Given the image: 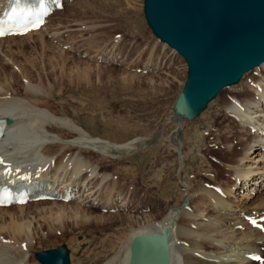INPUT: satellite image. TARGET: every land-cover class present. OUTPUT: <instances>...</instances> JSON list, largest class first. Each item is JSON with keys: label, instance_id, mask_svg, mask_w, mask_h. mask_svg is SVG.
Masks as SVG:
<instances>
[{"label": "rangeland", "instance_id": "1", "mask_svg": "<svg viewBox=\"0 0 264 264\" xmlns=\"http://www.w3.org/2000/svg\"><path fill=\"white\" fill-rule=\"evenodd\" d=\"M50 30L57 32V37L51 39L47 34ZM43 32L40 36L34 35L23 40L4 41L2 50L17 65L28 69L33 82L41 79L43 83L52 82V86L55 80L64 78L60 84L61 100L49 99L51 110L64 117L63 121L73 118L91 137L113 143L138 139L139 148L129 154L113 152L111 157L75 150H70L65 155V161L73 155H80L89 167L94 168L95 174L92 177L89 170L81 177L88 181V191L85 193H95L98 190L97 195L104 201L107 192L112 191L113 198L114 195H119L125 202L121 206L125 207L126 204L127 207L119 209L115 214L102 212L101 205H81L82 209L89 211L84 212L89 213V222H81L77 217L74 220L65 219L57 226L51 224L55 230L52 229L49 236L45 235L47 228L43 226V230H39L34 236L30 248L25 247L27 250L24 253L29 264H40L35 257L37 253L58 248L66 251L69 264H102L121 247L124 236L130 230L148 227L165 216L171 206L181 205L186 186L191 194L199 186H229L234 183L235 178L231 177L234 172L230 167L241 165L245 161L248 164L255 157L249 152L248 160L238 164V160L244 156L246 145L260 139L255 132H249L247 127L241 128L234 118L223 111L224 105L234 97L239 101L251 98L248 86L253 87V82L248 81L249 84L245 82L242 86L235 85L232 86L234 88L222 91L196 119L182 121L178 130V125L173 120L175 116L172 105L182 89L186 66L181 57L151 34L143 15V0H73L62 11L50 17ZM112 47L117 48L115 53H119L118 56L124 55L126 62L116 65L92 61L93 54L100 49L109 50ZM85 53L88 55L85 56ZM113 53L110 55L114 56ZM5 54L0 55V64H4L3 69L9 73L15 69H12L6 59L4 61ZM148 60L158 71L146 75L133 71L132 67L144 65ZM75 73L77 78L74 77ZM14 75L15 79L11 82L20 91L21 86H25L27 82L20 78V74L14 72ZM262 76L264 77V72ZM85 78H89L88 81L92 84L87 83ZM247 79L259 80L252 75ZM60 102L64 104L61 105ZM23 129L30 128L26 126ZM176 139L183 144L181 150L177 149ZM33 142L34 140L28 143L20 141V144L31 145ZM54 149L52 150L57 151V148ZM60 151L58 155L63 153ZM28 153H32V148L25 149L20 154L22 156H18L19 161L23 162ZM1 154L5 153L0 151L2 161L5 159L3 162L10 160H6L8 157L2 158ZM180 156L182 160L179 159ZM31 158L30 156L29 159ZM49 158L52 159L47 158L46 166L52 161ZM234 190V194L242 191L237 184ZM260 190L247 205L264 197V189ZM196 202V198L189 202L188 208H192ZM49 204L30 207L27 204V208L23 206L22 214L32 216L36 208L55 211L56 207ZM64 204L69 206L65 208L68 213L73 209L70 207L76 206L77 202L72 200ZM15 207L0 212V226L8 225L10 216L17 217L21 214ZM183 224L195 229L194 225L188 226L186 221ZM4 237L3 243L12 245L10 236ZM20 241L23 240L19 239L18 242ZM183 245L186 246L187 242ZM15 247L20 248L17 244ZM202 248L206 252L210 251L207 246ZM227 261V264H232V261Z\"/></svg>", "mask_w": 264, "mask_h": 264}, {"label": "bare ground", "instance_id": "2", "mask_svg": "<svg viewBox=\"0 0 264 264\" xmlns=\"http://www.w3.org/2000/svg\"><path fill=\"white\" fill-rule=\"evenodd\" d=\"M3 5L4 3L2 6ZM2 12L3 11L1 10L0 6V14H2ZM45 28H41L37 32H32L22 37L17 36L0 39V55L2 53L5 54V52L2 50V42L23 40L34 35L40 36L41 33H44L43 30ZM50 31L47 34L52 37L51 39L55 38L57 32L54 33V30L51 32ZM3 56L4 61L6 59V61L11 65L12 69L15 70H11V72L6 73L5 69H3L4 64H0V115H3V118L11 119L12 124L9 125V128L14 129L17 132H20L22 128L26 126L29 127L30 129L23 130L33 131L34 135L32 137H28L27 141L31 142L34 140V142L31 145H22L20 144V141L26 143L25 138L16 140L15 144H10L9 146H6V148L4 147L5 149L2 151L5 154H1L2 158L3 156L8 157L6 160H10L5 162L12 163L10 166L11 169L17 170L20 175H27L29 173L28 177L30 180H32L37 176H34V173H36L34 168H36V166L39 169L42 166L44 167L47 158L52 157V159L49 158L52 161L49 162L48 167L54 168L53 175L48 177L47 174H44L39 170L36 174H43L40 176L41 178H48L50 188L55 187L58 193L63 194L64 192L69 191L76 193L77 189L79 192V196H77V205L70 207L73 209H70V212H68L70 215H68L67 210L65 211V208H68L69 206L65 205L63 202H33L26 205L30 207L31 205H50L49 203H51L56 207V210L52 211V209H47L43 211L36 208V210L33 212V215L34 213L35 215L33 216L31 214L32 216L29 215V217L28 213L22 214L24 211L23 206H16L17 208H15L19 209L21 214L17 217H14L13 215L10 216L9 224L5 225L4 227L0 226V264H29L27 255L24 253V251L27 250V247L30 248V244H32L34 241V236L39 230H43V226L47 228L45 235L49 236L50 233H52V229L55 230L51 224H56L57 226V224H61V222H63L65 219L74 220L76 217L81 222L87 223L91 218L89 213H84L89 211L87 209H82L80 206L86 203L92 205V202L96 200L92 191L85 193L88 191L86 189L88 181H86L85 178V180L82 179L81 177L87 173V170H89V175L92 177L95 174L94 168L92 166L89 167L87 161L84 160L80 155H73L69 159H66V161L65 155L70 150H75L77 152L91 151L101 157L110 156L113 152L129 154L130 152H135L138 150L139 141L137 142V139L124 143H113L101 138L91 137L84 127L73 118L63 121L64 119L62 120V118L64 117L58 116L54 111L51 110L49 99L57 98L58 100H61L62 93L60 84H62L64 78L62 79L60 77L58 81L55 80L52 86V82H49V80H47L49 83H43L41 79H39L38 82H33L31 81L32 79H30L28 69L17 65L13 59H10L9 56L7 57V54ZM113 58L114 56L111 54L105 58V60L108 61L112 60ZM262 70L264 72V64L260 65L252 72L244 75L239 84H237L242 86L245 82H253V87L248 86L249 91L252 93L251 98H246L239 101L234 97L223 107V111L234 118L241 128L249 127L250 129H254L256 136L260 139L257 141L254 140L252 144L246 145L243 158L238 160V164L239 162H243L245 159L248 160V153L251 152V154L255 155L252 160L250 158L251 162L248 161L249 163L246 164L245 161V163H241V165L239 164L238 166L230 167V170L234 172V175L231 176L235 177L234 183L229 186L225 185V187H222L219 184L216 185L217 188L221 189V193L218 194L214 191L213 187L208 186L206 188L204 186H199L195 193L191 194L188 186H186L187 189H184L186 194H184L185 197L183 201L187 199V205H189L188 203L191 201L193 202V200L196 198L197 204H195L192 208H188V206L186 208H182L180 204L173 205L168 209L165 216H163L159 221H154L155 223L151 225L149 224L148 227L142 226L144 228L138 227V229L130 230L124 236L121 247L102 264H127L129 258L130 242L132 238L138 234L157 232L162 227L168 228L172 235L170 240L169 264H227V260L232 261V264H256L248 262V260L244 257V253L253 249L260 250L261 245H257V243L264 240V235H261L257 230L248 229L245 226V222L240 220V217L242 214H248L252 211H264V197L258 198L251 205H247L249 200L256 195L255 192V194L252 196V191H258V193H260V189H264V142H262L264 136V77L262 76ZM14 72L20 74V78H22L24 82H27L25 86H21L20 91L16 90V88L13 86L14 83L11 82L15 79ZM251 75L259 80L247 79ZM76 76L77 75L75 73L74 77ZM46 77L49 78V76ZM46 77L44 78L46 79ZM85 79L87 81L89 80V78ZM78 81L82 80L78 79ZM89 82L92 84L91 81H88L87 83ZM46 85H48L49 88ZM70 85L73 84L70 83ZM60 104L62 105L64 102H60ZM176 117L177 116L173 118L175 122L177 120ZM178 130H180L179 125ZM181 144L182 143H180L178 140V150L183 145ZM0 145H2V143H0ZM2 147L3 146H1L0 149ZM28 147L32 148V153H28V156L26 155V157L24 156L25 158L23 157L24 161L20 162V157L18 156L23 154L24 150ZM54 148H57V151H53L52 149ZM60 150L63 151V153L58 155V151ZM30 156L32 157L31 159H29ZM179 159L182 160V157L180 156ZM0 160H2L1 157ZM64 161L68 162V164L63 165L65 163ZM0 173H3L1 168ZM15 177L16 176L10 178L5 177L4 183L12 181ZM86 178L88 180V176ZM236 184L237 187L239 186V189H242V191L234 194L236 192L234 190V186ZM110 202L112 201L107 200L105 202V206H108ZM9 209H12V206L8 208H0V212L7 211ZM40 220L42 223H40ZM185 221L188 223V226H190V224L194 225L195 229L193 230L190 227L184 225L183 223ZM3 224H5V222H3ZM238 225H242L241 231H237L235 229ZM4 231L6 233L5 235L10 236L9 239L13 240L12 245L10 244V246L3 243L5 239ZM23 238L25 239V242ZM19 239L23 241L18 242ZM186 242L187 245H183V243L185 244ZM16 244L19 245L20 248L16 249ZM202 246H207V249H210V251L206 252Z\"/></svg>", "mask_w": 264, "mask_h": 264}, {"label": "water", "instance_id": "3", "mask_svg": "<svg viewBox=\"0 0 264 264\" xmlns=\"http://www.w3.org/2000/svg\"><path fill=\"white\" fill-rule=\"evenodd\" d=\"M143 15L152 35L186 65L172 105L179 126L196 119L223 89L264 63V0H143ZM171 237L166 227L135 235L127 264H169ZM36 259L68 264L64 249L41 252Z\"/></svg>", "mask_w": 264, "mask_h": 264}, {"label": "snow or ice", "instance_id": "4", "mask_svg": "<svg viewBox=\"0 0 264 264\" xmlns=\"http://www.w3.org/2000/svg\"><path fill=\"white\" fill-rule=\"evenodd\" d=\"M0 23H3V21H0ZM37 23H39V22H37ZM3 34H4L3 29L0 28V35H3ZM0 164H3V161H2V160H0ZM5 167H6V166H5ZM4 175H5V176L9 175V173H8L7 170L5 171ZM253 224H254V226H258V225L255 224L254 221H253ZM262 230H264V228H262ZM253 258H254V259H257V260L260 259L259 257H253Z\"/></svg>", "mask_w": 264, "mask_h": 264}]
</instances>
